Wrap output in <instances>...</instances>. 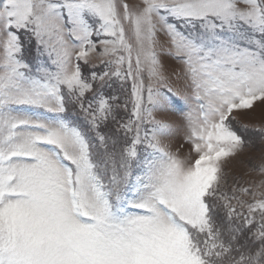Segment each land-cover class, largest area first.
Wrapping results in <instances>:
<instances>
[{"label":"snow or ice","instance_id":"snow-or-ice-1","mask_svg":"<svg viewBox=\"0 0 264 264\" xmlns=\"http://www.w3.org/2000/svg\"><path fill=\"white\" fill-rule=\"evenodd\" d=\"M128 80L130 109L108 91ZM258 101L264 0H0V264H264V181L225 172L264 146V126H235Z\"/></svg>","mask_w":264,"mask_h":264},{"label":"rangeland","instance_id":"rangeland-1","mask_svg":"<svg viewBox=\"0 0 264 264\" xmlns=\"http://www.w3.org/2000/svg\"><path fill=\"white\" fill-rule=\"evenodd\" d=\"M127 2L135 4L139 3V0H127ZM20 35L23 46V59L29 63L35 62L38 54L36 51L34 40L30 38L29 35L25 32H21ZM157 37V52L159 54L161 63L163 64L164 73L169 78V84L172 87L173 92L176 93L177 97H183L187 93V89L186 81L184 80L182 74H180L181 65H179L170 56L166 55L165 49L169 45L168 37L165 35V33L163 31H158ZM94 39L98 38L94 37ZM102 59L103 58L99 57L98 55L93 54V56L91 57V64H94L97 66V68H99L102 66ZM90 66L91 65L84 66L86 75L88 74ZM145 82L147 83V80ZM108 91L119 94L122 100L127 99L128 108H131V80H128L124 83L123 90H121L120 88V82L117 81L112 85L111 89H108ZM188 107H191V105H189ZM67 108L69 109L68 112H70L68 116L70 119H73L80 123H83L85 121V114L79 109L78 106L69 104L67 105ZM170 119L173 121L182 120L183 114L172 115ZM236 119L237 123L235 126L238 128L241 125H247L249 129L264 126V102L258 101L251 110L236 113ZM171 147L173 151L179 150L182 155H186L189 150V146L187 144H183L180 136H177L171 141ZM262 156H264V146L257 145L247 147L242 153L228 160L225 163V172L229 181V186L234 185L237 179H239L241 187H255L256 185L260 184L261 181H264V174L256 171L254 167V165L260 163V158ZM243 199L247 200L250 198L244 196Z\"/></svg>","mask_w":264,"mask_h":264}]
</instances>
